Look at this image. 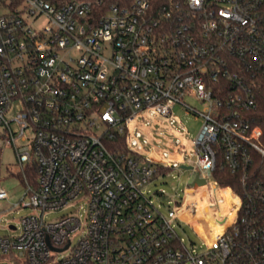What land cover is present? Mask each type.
Listing matches in <instances>:
<instances>
[{"label": "built area", "instance_id": "1", "mask_svg": "<svg viewBox=\"0 0 264 264\" xmlns=\"http://www.w3.org/2000/svg\"><path fill=\"white\" fill-rule=\"evenodd\" d=\"M263 4L0 0V137L18 172L37 176L14 204L32 212L0 235V264H264V190L242 196L212 177L219 161L246 180L254 154L264 160L250 117L264 80ZM177 107L201 120L194 164L186 150L177 160L130 143L131 130L146 139L153 115L175 121ZM166 162L197 169L204 182L187 195L203 192L210 205L222 189L237 196L214 247L188 250L173 229L195 201L175 202L165 218L145 196ZM52 212L64 214L47 222Z\"/></svg>", "mask_w": 264, "mask_h": 264}, {"label": "rangeland", "instance_id": "2", "mask_svg": "<svg viewBox=\"0 0 264 264\" xmlns=\"http://www.w3.org/2000/svg\"><path fill=\"white\" fill-rule=\"evenodd\" d=\"M184 101L197 110L202 108L201 103L195 99ZM174 114L175 121L160 119L159 116L153 115L152 118L157 121L151 123L143 122L146 139L141 137L133 138V134L136 131L131 130L130 143L136 141V143L148 147L150 151H154L155 148L163 157L167 155L166 151L168 148L174 150L172 145L176 143L179 145L178 150L180 152L186 150V163L194 164L196 155L194 153L190 154L193 149L191 139H194L197 134L201 120L199 117L186 114L178 107L174 109ZM138 132L140 133V131ZM143 140L145 141L143 142ZM152 159L157 160V157L153 156ZM166 167H168L166 170L157 173L153 177L145 189V196L152 206L165 218H168L169 211L175 207V202H180L185 198H187L188 202L195 201L198 205L196 210L191 216H181L180 221L174 222L173 229L188 250L201 253L205 251L206 245L214 247V240L222 235L225 229L235 221L236 209H233L232 203L238 206L239 200L237 196L229 188L222 189L216 201L211 205L207 204L206 195L203 192L200 195H195L193 192L186 194V190L189 188L192 191L198 189L197 185L190 187L196 176L195 173H197L196 168H172L171 164L167 162ZM18 171H20V167L14 150L3 146L2 138L0 137V188L7 194L6 199L0 200V235L9 234L8 225H18V221L22 216L32 212L29 208H14V204L22 200L25 193L24 186L15 177ZM213 184V181L210 182L211 186ZM26 201L27 199H24V202ZM80 204L82 202H77L74 206L77 214H82V211L78 210ZM185 205L182 204L180 206V211L184 209ZM62 214L64 213L52 212L45 215L44 218L47 222H50ZM186 264H190V262Z\"/></svg>", "mask_w": 264, "mask_h": 264}, {"label": "trees", "instance_id": "3", "mask_svg": "<svg viewBox=\"0 0 264 264\" xmlns=\"http://www.w3.org/2000/svg\"><path fill=\"white\" fill-rule=\"evenodd\" d=\"M262 13L264 16V4L262 6ZM257 107L255 110L250 112V117L252 124L258 126L261 129L260 142L264 146V80L256 88L255 91ZM113 145H117L120 150L125 149L124 138L118 137ZM253 163L250 169V176L246 180L241 179L240 174H230L227 170L222 168L221 162H217L213 172L212 177L221 186H227L242 196L244 192L252 189L261 187L264 190V160H262L258 155L254 154ZM168 167L158 166L156 168L155 175L157 173L163 172ZM154 175V176H155ZM15 177L19 179L21 184L24 186L26 183L30 184L32 187L36 185V172L35 169L25 167V172H17Z\"/></svg>", "mask_w": 264, "mask_h": 264}, {"label": "crops", "instance_id": "4", "mask_svg": "<svg viewBox=\"0 0 264 264\" xmlns=\"http://www.w3.org/2000/svg\"><path fill=\"white\" fill-rule=\"evenodd\" d=\"M173 146V145H172ZM169 151V152H168ZM184 154V152H180V151H175V150H171V148H168L167 149V156L169 158H174V159H177V160H180L182 158V155ZM181 165H187V164H182L180 163L179 164V167ZM189 166V165H188Z\"/></svg>", "mask_w": 264, "mask_h": 264}, {"label": "water", "instance_id": "5", "mask_svg": "<svg viewBox=\"0 0 264 264\" xmlns=\"http://www.w3.org/2000/svg\"><path fill=\"white\" fill-rule=\"evenodd\" d=\"M180 168L192 169V166L181 165ZM203 182L204 181L202 179L198 178V176L196 175L191 185H198L199 186V185L203 184Z\"/></svg>", "mask_w": 264, "mask_h": 264}, {"label": "bare ground", "instance_id": "6", "mask_svg": "<svg viewBox=\"0 0 264 264\" xmlns=\"http://www.w3.org/2000/svg\"><path fill=\"white\" fill-rule=\"evenodd\" d=\"M145 140H143V142H144ZM131 143H136V141H132Z\"/></svg>", "mask_w": 264, "mask_h": 264}]
</instances>
